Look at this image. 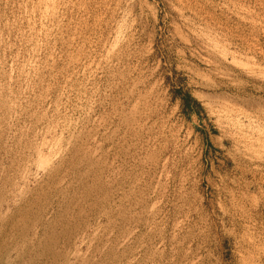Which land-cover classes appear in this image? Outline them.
Listing matches in <instances>:
<instances>
[{"label":"rangeland","instance_id":"rangeland-1","mask_svg":"<svg viewBox=\"0 0 264 264\" xmlns=\"http://www.w3.org/2000/svg\"><path fill=\"white\" fill-rule=\"evenodd\" d=\"M0 264H264V0H0Z\"/></svg>","mask_w":264,"mask_h":264},{"label":"trees","instance_id":"trees-1","mask_svg":"<svg viewBox=\"0 0 264 264\" xmlns=\"http://www.w3.org/2000/svg\"><path fill=\"white\" fill-rule=\"evenodd\" d=\"M192 105H196L197 106V103L196 101L192 100L190 97H186L184 100H183V109L186 111L187 115L193 113V108L191 107Z\"/></svg>","mask_w":264,"mask_h":264}]
</instances>
